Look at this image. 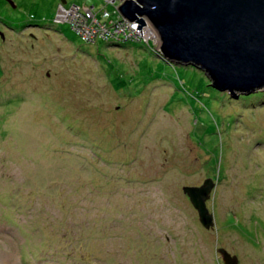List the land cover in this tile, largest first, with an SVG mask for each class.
Wrapping results in <instances>:
<instances>
[{
    "label": "rangeland",
    "instance_id": "1",
    "mask_svg": "<svg viewBox=\"0 0 264 264\" xmlns=\"http://www.w3.org/2000/svg\"><path fill=\"white\" fill-rule=\"evenodd\" d=\"M58 2L0 0V264H264V103L84 44L53 26ZM206 178L208 230L181 191Z\"/></svg>",
    "mask_w": 264,
    "mask_h": 264
},
{
    "label": "water",
    "instance_id": "2",
    "mask_svg": "<svg viewBox=\"0 0 264 264\" xmlns=\"http://www.w3.org/2000/svg\"><path fill=\"white\" fill-rule=\"evenodd\" d=\"M117 12L146 27L165 61L194 67L215 90L237 98L264 88V0H124ZM214 186L206 178L181 187L205 230L214 226L206 206ZM217 252L222 264H238Z\"/></svg>",
    "mask_w": 264,
    "mask_h": 264
},
{
    "label": "clouds",
    "instance_id": "3",
    "mask_svg": "<svg viewBox=\"0 0 264 264\" xmlns=\"http://www.w3.org/2000/svg\"><path fill=\"white\" fill-rule=\"evenodd\" d=\"M105 3H103V5L101 6V8L99 9H95L94 6H90V7H86L84 6L83 4L81 3H70L69 5H66V1L64 0V2L62 3L60 1V3L57 4V7H56V15L54 17V19H52V23H53V26L55 25H58V24H61V23H67L70 27V29L76 34V37L80 40V42L84 43V44H94L97 40H100L104 43H106L107 45H109L110 47H121V48H124L125 46L127 45H131V44H137L139 45L140 47H143L145 49H147L148 51L150 52H153V54L155 56H157L158 58H162V55L160 54V52L158 51L157 49V46L156 44L154 43V41L149 37L150 35L147 34V29L145 26H141L139 27L140 29L144 27V33L141 35V37H138V38H132V39H122V38H116V39H103L101 37H94L93 40L91 41H84L81 39L78 31L76 30L77 27H75V20L73 19L74 14L71 12V11H68L69 8L71 6H79L80 8H85L87 9L88 11H90L94 18L96 20H99V21H113V20H116V19H123L117 12V7L124 1V0H117L116 3H114L116 0H103ZM114 1V2H113ZM113 2V3H112ZM109 4H114L113 7V11L112 13L115 15V18H111L110 17V14L109 12H107V10L104 9V6L106 5H109ZM111 6V5H110ZM62 10H64L63 14H60V12H62ZM93 10H95V14L93 12ZM103 12L106 13V17L103 18L102 14ZM124 20V19H123ZM135 21H131V23H133ZM136 23V22H135ZM55 24V25H54ZM141 44V45H140ZM122 45H125V46H122ZM164 60V59H163ZM167 62V61H166ZM169 63V62H167ZM169 64H172V63H169ZM256 91V90H255ZM191 205V204H190ZM9 208L11 209L12 205L11 204H8ZM0 212H1V218H4V221L3 222H6L9 220V218L6 216L5 214V211H4V206H2L0 204ZM214 227V226H213ZM213 229V228H212ZM218 253V252H217ZM230 254V253H229ZM219 255V254H218Z\"/></svg>",
    "mask_w": 264,
    "mask_h": 264
},
{
    "label": "built area",
    "instance_id": "4",
    "mask_svg": "<svg viewBox=\"0 0 264 264\" xmlns=\"http://www.w3.org/2000/svg\"><path fill=\"white\" fill-rule=\"evenodd\" d=\"M120 1V0H119ZM68 11H71L75 16V27L80 37L84 41H91L94 37H101L103 39H132L141 37L144 33V27L141 28V35L138 28H135L137 23L127 22L123 19H116L113 21H99L96 20L93 14L85 8L79 6H71ZM64 10L60 12L63 14ZM103 18L106 13L103 12Z\"/></svg>",
    "mask_w": 264,
    "mask_h": 264
},
{
    "label": "trees",
    "instance_id": "5",
    "mask_svg": "<svg viewBox=\"0 0 264 264\" xmlns=\"http://www.w3.org/2000/svg\"><path fill=\"white\" fill-rule=\"evenodd\" d=\"M59 2L58 3H60V0H58ZM73 3H78V2H73ZM115 18V17H114ZM34 26H37V27H43V25L42 26H40V25H34ZM44 26H47V25H44ZM50 27V26H49ZM53 28V27H52ZM17 29V28H16ZM54 30H56L55 28H53ZM57 31V30H56ZM59 32V31H58ZM59 33H62V32H59ZM75 34V33H74ZM62 35H63V33H62ZM76 35V34H75ZM141 45V44H140ZM122 46H125V45H122ZM140 47V46H139ZM150 54H152V56L153 57H156V58H158L157 56H155L154 54H153V52H150V51H148ZM158 59H160V60H162L163 62H165V63H167L165 60H163V59H161V58H158ZM49 74V73H48ZM226 94V93H225ZM227 95V94H226ZM228 96V95H227ZM239 97H244L245 98V103H247L248 102V100H251V102H255V101H259V103L260 104H262V103H264V90L263 91H258V90H256V91H254V92H252V94H248V95H240V96H238V98L237 99H239ZM237 99H235V100H237ZM10 102L12 103V101L11 100H13V101H15V103L14 104H17L18 102H17V100L16 99H11V97H10ZM17 102V103H16ZM3 107H7V106H4V105H2V108ZM11 128V130L13 129V126H11L10 127ZM186 197V196H185ZM187 198V197H186ZM188 199V198H187ZM2 206H4V211H5V214H6V216L10 219L11 217H12V212L13 211H16L15 209H14V207H13V204L11 203V205H12V207H11V209L9 208V206H8V204H5V203H0ZM202 227V226H201ZM204 229V228H203ZM53 255H55V254H47V256L46 257H49L50 259H51V263H53V264H55V262L58 260H56L55 262H53L52 261V257H53ZM40 257H42V258H46V257H44L43 255H41ZM63 259H65V257H63ZM63 259H59V260H63ZM75 260V259H74ZM215 262H216V264H219V262H218V260H215Z\"/></svg>",
    "mask_w": 264,
    "mask_h": 264
}]
</instances>
